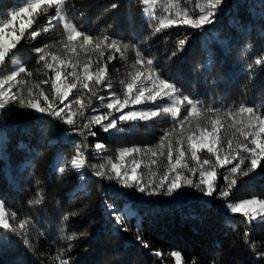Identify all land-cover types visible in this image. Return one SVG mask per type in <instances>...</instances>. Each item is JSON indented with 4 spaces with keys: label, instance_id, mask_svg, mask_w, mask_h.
Listing matches in <instances>:
<instances>
[{
    "label": "trees",
    "instance_id": "obj_1",
    "mask_svg": "<svg viewBox=\"0 0 264 264\" xmlns=\"http://www.w3.org/2000/svg\"><path fill=\"white\" fill-rule=\"evenodd\" d=\"M112 3L118 7L112 9ZM15 5L16 0H0V12L10 11ZM143 7L140 0H67L68 20L94 37L108 35L118 40L123 50V57L116 53L108 64L106 84L111 87L100 86L97 96L105 97V104L110 92L123 96L132 74L140 68L132 67L140 51L145 57L155 58L158 63L153 67L162 78L171 77L183 95L200 102L205 117L211 115L208 108L219 110L223 124L220 136L226 147L235 129L225 114L236 111L241 104L264 109V71H246L254 57L264 51V0H227L218 21L204 30L181 25L156 35L151 34L154 21ZM160 8L158 5V14ZM54 14L55 9H41L36 26H46L47 16ZM21 15L25 21L28 17L27 12L18 14L13 20L15 28L21 23ZM53 24L49 32L22 41L19 55L9 60L3 70L7 73L20 62L32 73L31 77H18L27 81L21 85L25 95L28 88L38 94L34 86L52 76L42 63L36 62L35 47L47 45L48 51L67 58L63 22ZM185 35L190 39L184 50L172 57L171 52ZM4 42H8L7 38ZM109 54L106 51L105 58ZM89 55L95 66L97 52L81 50L80 61L85 62ZM40 87L54 94L51 82ZM89 95L85 90V102ZM152 107L155 105L151 103L134 105L132 110ZM180 107V116L175 120L170 114L160 115L149 121L120 123L121 130L107 133L94 126L92 130L97 135H87L85 130L87 139L47 114L16 104L0 109V199L7 202V213L17 214L18 219L11 223L27 221L26 230L19 234L0 229V264H60L61 259L69 264H175L171 251L181 252L182 264H264V259L257 258V253L264 251V222L249 224L242 214H233L225 207L228 202L264 200V167L247 177L237 175V183L226 199L219 198L218 192L207 197L186 186L172 196L162 192L148 195L94 175L100 165L108 169L113 163L123 165L122 172H130L135 160L139 164L136 176L146 183H158L168 170V145L175 148L181 132L186 159L189 166L195 167L186 140L189 129L195 127V118L190 117L181 129L180 121L191 106L185 103ZM91 108L107 111L94 97L85 117L98 114ZM77 119L81 125L87 123V119ZM165 133L170 135L162 142ZM97 142L105 145L100 152L94 147ZM81 144L89 165L83 170V179L70 167L60 173L58 167H63ZM125 148H140L141 152L121 159L119 153ZM175 155L174 152L173 163ZM200 155L215 162V157L207 153ZM229 167L218 170V191L227 185L224 176L230 175ZM36 199L41 202L29 203ZM113 201L125 213V224L130 229L127 232L119 230L110 215L107 204ZM73 212L76 215H69ZM65 215H69L68 220L63 219ZM245 231L255 243L254 249L245 244ZM137 232L150 248L140 244ZM73 233L77 238L69 241L67 237ZM25 238L28 245L23 242ZM157 249L164 254L162 257L152 254Z\"/></svg>",
    "mask_w": 264,
    "mask_h": 264
},
{
    "label": "snow or ice",
    "instance_id": "obj_2",
    "mask_svg": "<svg viewBox=\"0 0 264 264\" xmlns=\"http://www.w3.org/2000/svg\"><path fill=\"white\" fill-rule=\"evenodd\" d=\"M226 2L227 0H140L144 6L143 12L154 21L150 25L152 35L181 25L193 30H204L207 26L218 21ZM66 4L67 0H16V5L10 11L0 12V109H6L7 106L16 104L22 109L47 114L71 126V131L77 132L87 139L85 130H87V135L93 137L97 135V132L92 130L94 126H98L101 131L107 133L110 130H121L120 123L137 120L149 121L160 115L170 114L175 120L180 116V106L185 103L190 105L187 115L180 121L179 126L183 129L185 121H188L190 117L195 118V127L189 129L186 138L187 152L190 153L191 160L196 162L195 167L188 164L186 151L183 150V132H181V139L177 140V146L174 148L171 143L168 145V170L160 177L158 183L155 180L146 183L138 178L136 172L139 164L135 160L130 172L127 170L122 172L123 165L115 163L111 164V168L108 169L104 165H100L99 170L94 172V175L101 179L115 180L121 187L133 188L148 195L162 192L166 196H172L186 186L197 189L207 197H212L218 192L219 198L226 199L230 195V190L237 183V175L247 177L264 167V109L241 104L236 111L227 112L225 115L232 119V127L235 132L225 147L220 136L223 124L219 110L208 108L207 112L211 115L205 117L204 111L200 108V102L188 95H183L177 82L171 77L162 78V74H159L153 67L158 63L155 58L145 57L140 51H137L136 62L132 66L136 68V65H139L140 68L132 74V80L126 84L123 96L110 92L107 97L108 102L105 104V97L97 96V89L102 85L111 87L110 84H106L108 64L114 59L116 53H120L123 57L120 42L108 35H104L102 38L94 37L84 31L81 26L73 24L65 15ZM158 5H161L159 14ZM110 7L116 9L118 4L112 3ZM41 9H55L54 15L47 16V25L44 27L36 26ZM25 12L28 13L26 21L21 15V23L18 28H15L13 20L17 18L18 14ZM61 21L67 33V39L63 45L67 58L48 51L47 45L35 47L33 52L36 55V62L42 63L52 73V76L34 86L39 89L38 94H34L33 88H28L27 95H25L21 85H25L27 81L18 79V77L21 74L31 77L32 73L20 62H17L15 67L7 73L3 70L9 60H14L19 55L22 41L29 38L36 39L42 33L49 32L54 26L53 22ZM6 38L7 43L4 42ZM189 39L190 37L187 35L179 39L171 56L175 57L178 52H182ZM126 48L125 45L124 50ZM81 50L98 53L99 58L95 66H93L90 55L85 62L80 61ZM106 51L110 54L105 58ZM257 69L264 71V51L254 57L253 61L247 65L246 71L251 73ZM49 82H51L54 94H47L40 87V85ZM85 90L90 94L87 102H85ZM93 97L99 100L101 106L107 111L99 112L97 108H91L93 113L98 114L85 117V111L91 107ZM160 101L166 102L160 103ZM148 103L155 107L147 110H132L134 105ZM125 109L128 110L125 111ZM77 117L81 120L87 119V123L81 125ZM202 119L205 120L204 123H201ZM168 135L170 134L165 133L162 142L167 139ZM84 147L82 144L77 145L74 150L75 154L70 160L64 162L63 167H58V171L64 173L70 167L80 173V178L83 179V170L89 166L85 158ZM94 147L97 152H100L105 145L97 142ZM140 152V148H125L120 151L119 156L123 159L132 153ZM174 152L176 155L173 163ZM200 153H207L210 157H215V162L213 163L211 159H202ZM153 154L155 155V153ZM229 165H231L228 168L230 175L224 176L227 185L218 191L216 184L218 170ZM40 202L41 199H36L29 203L38 204ZM7 207V202L0 199V229L17 234L24 232L27 221L20 220L15 225L11 223L10 220L16 221L18 217L15 212L7 213ZM107 207L111 209L110 215L114 222L120 226L119 230L129 231L130 229L125 224V213L117 208L115 201L107 204ZM225 207L233 214H242L249 224L257 220L264 222V200L245 199L228 202ZM69 215L74 216L76 213L73 212ZM69 215H65L63 219L68 220ZM79 235L82 236L84 233ZM244 235L245 244L254 249L255 243L248 239L249 233L245 231ZM76 238L77 234L75 233L67 237L69 241ZM137 240L144 248H150L148 242L143 240L139 232H137ZM23 242L25 245L30 243L27 238ZM70 247L71 245H69ZM152 254L158 258L164 255L158 249L153 250ZM169 255L174 258L175 264H182L183 257L180 251H171ZM257 258L264 259V251L258 252ZM60 264H69V261L61 259ZM193 264H195L194 261Z\"/></svg>",
    "mask_w": 264,
    "mask_h": 264
}]
</instances>
